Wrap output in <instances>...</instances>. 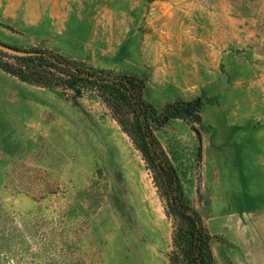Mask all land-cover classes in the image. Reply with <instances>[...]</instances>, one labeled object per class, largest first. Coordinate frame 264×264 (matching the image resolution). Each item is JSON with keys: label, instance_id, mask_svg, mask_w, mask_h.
Wrapping results in <instances>:
<instances>
[{"label": "rangeland", "instance_id": "1", "mask_svg": "<svg viewBox=\"0 0 264 264\" xmlns=\"http://www.w3.org/2000/svg\"><path fill=\"white\" fill-rule=\"evenodd\" d=\"M0 41L144 78L159 109L202 98L198 132L154 133L223 263L220 216L264 199V0H0ZM166 205L98 97L0 69V264H170Z\"/></svg>", "mask_w": 264, "mask_h": 264}, {"label": "trees", "instance_id": "2", "mask_svg": "<svg viewBox=\"0 0 264 264\" xmlns=\"http://www.w3.org/2000/svg\"><path fill=\"white\" fill-rule=\"evenodd\" d=\"M31 51L34 54L30 56L0 51L4 58L0 59V69L29 84L71 92L73 97H98L142 152L167 198V214L173 225L170 264H218L214 237L154 133V126L162 127L175 118L187 120L198 132L195 124L203 122L204 100L176 101L159 109L145 97L144 78L100 70L52 49Z\"/></svg>", "mask_w": 264, "mask_h": 264}, {"label": "crops", "instance_id": "3", "mask_svg": "<svg viewBox=\"0 0 264 264\" xmlns=\"http://www.w3.org/2000/svg\"><path fill=\"white\" fill-rule=\"evenodd\" d=\"M254 194L247 197L243 212L233 208L229 217L220 216L222 223H230L233 230V248L226 250L224 264L229 258L233 264H264V199ZM217 262L223 264L219 258Z\"/></svg>", "mask_w": 264, "mask_h": 264}, {"label": "water", "instance_id": "4", "mask_svg": "<svg viewBox=\"0 0 264 264\" xmlns=\"http://www.w3.org/2000/svg\"><path fill=\"white\" fill-rule=\"evenodd\" d=\"M0 51H3L5 53H8L14 56H30L34 54L33 51L18 49L8 44H5L1 41H0Z\"/></svg>", "mask_w": 264, "mask_h": 264}]
</instances>
